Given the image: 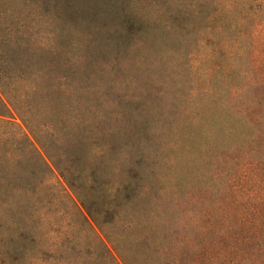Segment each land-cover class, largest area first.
<instances>
[{
  "label": "rangeland",
  "instance_id": "rangeland-1",
  "mask_svg": "<svg viewBox=\"0 0 264 264\" xmlns=\"http://www.w3.org/2000/svg\"><path fill=\"white\" fill-rule=\"evenodd\" d=\"M229 3L0 0V29L20 30L11 40L35 72L42 142L65 160L68 137L84 138L71 167L85 178L77 194L92 218L141 224L129 246L140 264H151L150 240L161 246L159 264H210L215 253L226 264L228 255L260 263L263 249H253L264 235V17L248 25ZM59 32L63 45L52 53ZM228 108L256 128L243 145L228 129ZM56 121L63 128L52 136L47 126ZM135 173L140 196L126 201L117 190ZM48 189L26 218L17 193L9 196L2 248L20 250L26 223L40 239L64 244L71 261L105 264L68 187ZM85 237L90 246L73 244ZM26 249L35 256L34 244Z\"/></svg>",
  "mask_w": 264,
  "mask_h": 264
},
{
  "label": "trees",
  "instance_id": "trees-1",
  "mask_svg": "<svg viewBox=\"0 0 264 264\" xmlns=\"http://www.w3.org/2000/svg\"><path fill=\"white\" fill-rule=\"evenodd\" d=\"M228 9L230 13L237 10L247 14L248 16L244 15L245 18L241 19V22L245 21L248 25L257 24L264 17V0H230ZM68 10V7L59 8L58 18L68 16ZM19 32L20 30L16 28L0 29V264H77L71 261L65 253L64 244L56 243L51 235H48L47 240L40 239L37 231L35 230L34 234L32 228L26 223L23 225L21 237L23 244L20 250L8 252L2 248L6 247L7 243V238L3 233L2 218H4L5 207L9 205V196L13 192L17 193L19 210L21 213L23 211V216L26 218V211L42 200V194L48 193L49 187L54 186L61 191H66V186L70 190L71 194L66 195L79 216L80 227L87 230L101 250L97 257L102 256L105 264H140L138 254L129 246L137 245L138 236L134 232L141 224H137L134 219L99 220L92 218L90 212H87L88 210L86 211L84 204L81 203V198L77 193L83 189L85 178L81 172L71 167L78 160L77 151L81 150L84 138L74 140L68 137L69 142L64 150L65 160H62L60 155L52 150V146H49L51 153L48 152V147L46 149V144L42 142V131L35 126V72L31 70L29 63L19 62L20 55L25 50L22 49L20 41L11 40ZM55 38L59 43L55 44L52 53L59 51L63 45L60 43L63 41L60 32ZM24 74L27 76L24 77ZM228 109V122H230L228 129L237 132L235 139L239 145H243L248 138L256 134V128L243 115ZM51 116L53 117V114ZM18 119L20 122L17 121ZM62 124L63 121L61 124L56 121L51 127L47 126V129L53 136L54 131L63 128ZM66 134L76 137L77 132L68 131ZM54 141L55 139H52L51 143ZM37 177L39 178L38 184L35 180ZM131 177L129 180L126 179L123 189L119 187L117 190V192L123 190L126 192V201H132L140 196V178L137 173ZM31 217L30 213L29 218ZM111 230L118 231L112 233ZM133 234L137 240L131 241L129 237ZM170 236L167 234L166 243ZM84 240L83 243L79 240L73 244L81 245L83 248L90 246L87 237ZM29 243L35 246V256L30 257L26 249ZM68 245L71 243L68 242ZM148 246L154 250V254L149 256L150 254L145 253L144 256L149 257L147 259L151 264H159L163 260V255L160 253L161 246L156 248V243L151 240ZM258 249H263L259 264H264V235L253 250ZM87 253L90 251L88 250ZM242 254L246 261L251 260L250 249L246 254L244 252ZM232 258L234 259L231 260L228 255L227 264H239L237 255H232ZM225 260L226 258L221 254L215 253L210 259V264H226Z\"/></svg>",
  "mask_w": 264,
  "mask_h": 264
}]
</instances>
